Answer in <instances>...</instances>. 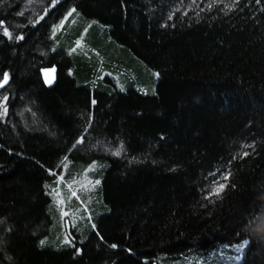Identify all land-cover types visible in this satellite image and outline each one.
Wrapping results in <instances>:
<instances>
[{
  "label": "trees",
  "instance_id": "1",
  "mask_svg": "<svg viewBox=\"0 0 264 264\" xmlns=\"http://www.w3.org/2000/svg\"><path fill=\"white\" fill-rule=\"evenodd\" d=\"M0 84V264H264V0H0Z\"/></svg>",
  "mask_w": 264,
  "mask_h": 264
},
{
  "label": "water",
  "instance_id": "2",
  "mask_svg": "<svg viewBox=\"0 0 264 264\" xmlns=\"http://www.w3.org/2000/svg\"><path fill=\"white\" fill-rule=\"evenodd\" d=\"M57 72V68H49L44 70L43 75L48 84H53L56 81Z\"/></svg>",
  "mask_w": 264,
  "mask_h": 264
},
{
  "label": "snow or ice",
  "instance_id": "3",
  "mask_svg": "<svg viewBox=\"0 0 264 264\" xmlns=\"http://www.w3.org/2000/svg\"><path fill=\"white\" fill-rule=\"evenodd\" d=\"M74 11V10H73ZM69 15H71V13H69ZM7 30L5 29V32H6ZM21 39H22V37H20ZM4 82H6L7 81V79H8V77H7V74H5L4 75ZM3 85L2 84H0V87H2ZM223 187V185H221V188ZM41 243H43V241H41ZM245 243H247V242H245Z\"/></svg>",
  "mask_w": 264,
  "mask_h": 264
}]
</instances>
